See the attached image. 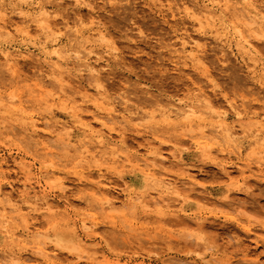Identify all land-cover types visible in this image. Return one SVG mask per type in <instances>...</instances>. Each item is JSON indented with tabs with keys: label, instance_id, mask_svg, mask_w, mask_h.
Returning a JSON list of instances; mask_svg holds the SVG:
<instances>
[{
	"label": "rangeland",
	"instance_id": "rangeland-1",
	"mask_svg": "<svg viewBox=\"0 0 264 264\" xmlns=\"http://www.w3.org/2000/svg\"><path fill=\"white\" fill-rule=\"evenodd\" d=\"M206 4L214 13L198 22ZM262 7L264 0H0L1 256L23 252L30 264H45L11 236L28 226L39 229L54 264H264V173H241L247 160H264ZM243 37L257 54L246 52ZM181 39L200 48L198 60ZM112 111L119 131L106 137L115 152L92 160L85 148L100 151L98 138L83 134L76 114L100 130L101 112ZM36 119L52 131L48 155L28 130ZM159 151L192 164L201 186L191 193L209 204L178 197L159 217L161 209L139 203L155 182L133 157ZM101 166L116 186L113 206L94 202L78 181ZM37 180L56 204L46 217L21 199L24 191L41 195ZM9 202L23 211L6 223ZM246 221L249 235L238 226Z\"/></svg>",
	"mask_w": 264,
	"mask_h": 264
},
{
	"label": "bare ground",
	"instance_id": "bare-ground-1",
	"mask_svg": "<svg viewBox=\"0 0 264 264\" xmlns=\"http://www.w3.org/2000/svg\"><path fill=\"white\" fill-rule=\"evenodd\" d=\"M231 5H233V4H231ZM231 5H227L225 10L229 11L231 9ZM213 8H214L213 6H209L208 4L204 5L201 9L199 8L198 9L199 10L198 11L199 17L197 18L198 22H202V20H208L211 17V13L214 10ZM256 11H257L259 18L262 21H264V7H262L261 9L258 8ZM195 15H196V13H195ZM251 31H252V29H251ZM181 41H182L181 42L182 48L184 49L185 52H186L187 48H190V50L188 51V56L190 57V59L196 60L200 56V55L198 56L200 48H198L196 46L195 42L190 43V42L186 41L185 39H181ZM241 43H242L243 48L246 50V52L251 53V54H257L258 53V49H259L258 45H257V47H258V49H257L250 42V40H248L247 38L243 37ZM238 46H239V44H238ZM80 55H82V54H80ZM3 56L6 60V62H9L13 58V56L8 52H3ZM78 56H79V54H78ZM77 58L80 59L79 57H77ZM86 64H87V62L85 63V61H84V63L82 65L85 66V70L89 73V75L93 76V78H94V75L96 73L95 70L93 69L92 66H90L89 63H88L89 65H86ZM82 89H83V87L79 86V92H82L83 96L85 98H88L89 96L87 95L86 91H82ZM87 100H86V102H87ZM179 109H182V108H179ZM175 111H176V109H175ZM179 112L177 114H179ZM190 114L191 113L186 112L185 118L187 116H189ZM220 116H222V114H220ZM76 117L78 119L77 125L81 127L83 134H87L88 136L90 135L92 137L98 138V140H97L98 144L96 145V147L99 148L100 151H98L96 153H90V150L88 149V147H86L85 148V152L87 153L86 157L89 156L92 160H94L98 157L103 158L104 156L113 154L115 152L116 147L112 146V144H114V143L107 139L106 134L111 135L115 131H117V132L119 131L116 129L115 126L114 127L110 126V124L113 125V124H116V122H118L119 118L117 117V113H115L113 111L109 112V113L101 112V114H100L101 118H99L97 120V122L99 123L100 130H96L94 128V126L92 125L93 123L92 124L88 123L89 118H87L86 116L80 115L78 113V114H76ZM122 119L120 121L124 122L125 119L123 117H122ZM225 119H226V117H223L222 121H226ZM47 123H43V122L40 123V121L39 120L37 121V119H36L35 121H33L31 123V126L28 129L29 131H31L32 134L42 138V140L36 142V144H37V146H39L41 148L42 151L45 152L46 155L52 153L51 143L49 141L50 136L52 135V131L45 130L44 128L41 127V125H43V126L45 125L47 127ZM218 124H220V123H218ZM51 127L53 128V125ZM54 127L59 129V130L61 128V127H56L55 125H54ZM126 127L128 128V126H126ZM12 132H14V131L12 130ZM201 134L203 135V133H201ZM26 136H28V135H26ZM202 142H205V141L197 140L194 142V144L199 147ZM120 147L122 149L123 148L127 149V147L125 145H123V146L121 145ZM204 150L205 151L209 150L207 153L209 156H219V153H220V150L211 151L209 149V147H206V146H204ZM35 155H36V153H35ZM40 155H42V154L40 153ZM150 156L152 157L150 159L148 157L147 158L133 157V158H136L137 164H139V167H137L138 168L137 171L141 172L143 174H146V176L148 177L149 180H153L155 182V187L152 188L151 192L139 195L138 201L140 204H142L148 208L152 207V208L161 209V211L157 212L156 214L159 217H163V216L165 217L167 212H170V211H165V210L172 208V206L174 204L172 202H175L176 201L175 198H178V197H183L184 202H186V203H191V202H196L198 204H207L208 203L207 202L208 200L205 201L206 199L203 200L202 198L197 197L196 195L191 193L194 191L193 187L201 186V182L198 180L197 175L192 172V170L194 168L192 166V164H190L189 162H185L181 156L179 157V156H176L175 154H171V156L169 158L168 156H166L165 152H162V151L151 152ZM169 160H171V161H169ZM167 162H169V165L166 164ZM170 167H176L180 171L177 172V171L169 170L168 168H170ZM242 169H243L241 171L242 174H244V170L247 171L248 173L250 172L248 175L242 176V180H250L252 178H255L256 174H263L264 173V160L263 159H259V160L249 159L244 163V167H242ZM52 172H57V171H52ZM45 173L49 175L51 172L46 171ZM110 174L112 175V173L109 170L104 169L101 166L98 169H96L95 171L88 172V176L82 175L78 179V181H79L80 185L85 187V189L92 190L91 192L87 193V195L90 198H92V200H94V202L96 201V202H99V204L106 205V206H113L114 201L112 198V193H114L113 191H116V186L114 185L115 183H113L114 182L112 179L113 177H111ZM228 176L231 177V175H229V174H228ZM31 182H32L31 178L27 177L24 186L27 187L29 185L31 188H33ZM246 182H248V181H246ZM36 183L39 186V188L41 189V195L38 196L37 194H35L32 196L31 195L32 192L30 193L29 191H24L22 194L20 193L21 199L23 201V205L27 206V208L29 209L30 212H32L36 215H42V216L46 217L47 215H50L53 212V210H55L54 208L56 207L55 206L56 204H54L53 202L50 201V198H51L50 194H48L46 192V189L43 187L41 182L39 180H37ZM248 183H250V182H248ZM248 183H245V184H248ZM187 185L190 188H188V187L186 188ZM249 186L250 185H248V187ZM182 192H184V196H182L183 195ZM87 198L88 197H86V199ZM88 200H89V198H88ZM3 207H4V214H2V219L6 223H9L10 221L14 220V218L16 219V217L22 216L23 210L21 209V206L19 207V206H16L14 203L9 202V203H7V206L4 205ZM111 211H113V210L111 209ZM181 213L186 215L185 211L181 212ZM174 215L176 216V214H174ZM93 224H94L93 226L96 227V225L99 223L97 220H94ZM238 226H239L240 230L248 233V235L250 232L252 233L253 225L251 224L250 221H246L244 224H241L240 222H238ZM99 228H101V227H99ZM98 234H99V232L97 229L96 233H94L93 235H98ZM39 235H40V232H39L38 228H36L35 231L31 232L29 230L28 226L25 229H22V230H15L14 229L11 232V236L13 238L21 239L20 240L21 242H23L25 244L26 243L29 244L30 247H32V248H36L39 251V255L43 258L45 264H54L53 261L50 260V255H49L48 249H46L43 246V243L36 240V239H39L38 238ZM78 240H80V239H78ZM30 259L31 258L29 256L25 257L23 252L16 253V254L11 252V253H6L3 256H1V253H0V264H30L29 263V261H31Z\"/></svg>",
	"mask_w": 264,
	"mask_h": 264
}]
</instances>
